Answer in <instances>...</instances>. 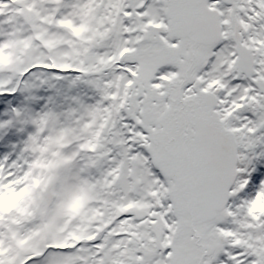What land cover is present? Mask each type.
Instances as JSON below:
<instances>
[{
  "label": "snow or ice",
  "instance_id": "6c2138e0",
  "mask_svg": "<svg viewBox=\"0 0 264 264\" xmlns=\"http://www.w3.org/2000/svg\"><path fill=\"white\" fill-rule=\"evenodd\" d=\"M0 264H264V0H0Z\"/></svg>",
  "mask_w": 264,
  "mask_h": 264
}]
</instances>
